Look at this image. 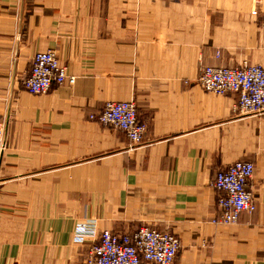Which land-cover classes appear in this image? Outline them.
Masks as SVG:
<instances>
[{
	"label": "crops",
	"instance_id": "1",
	"mask_svg": "<svg viewBox=\"0 0 264 264\" xmlns=\"http://www.w3.org/2000/svg\"><path fill=\"white\" fill-rule=\"evenodd\" d=\"M263 14L264 0H0V264H85L79 224L170 232L172 264H264V113L197 82L203 66H264ZM47 49L76 81L30 94ZM127 100L138 145L88 117ZM237 160L254 165L255 210L219 223L211 182Z\"/></svg>",
	"mask_w": 264,
	"mask_h": 264
},
{
	"label": "built area",
	"instance_id": "2",
	"mask_svg": "<svg viewBox=\"0 0 264 264\" xmlns=\"http://www.w3.org/2000/svg\"><path fill=\"white\" fill-rule=\"evenodd\" d=\"M197 80L206 92L236 94V110L242 114L264 113V66H204ZM74 81L75 78L67 75L54 53L47 51L34 56L24 86L30 93H41L51 84H72ZM88 117L120 130L130 145L141 144L144 140L146 124L137 119L133 100L107 101L101 111ZM4 148V122L0 119V157ZM253 170L252 162L237 160L215 174L211 185L218 193L219 223H235L242 213L255 210L253 195L247 188ZM89 238L93 242L88 247L85 264H172L180 248L176 235L148 226L139 227L131 234H117L108 229L97 231L85 224L74 228L75 242L85 243Z\"/></svg>",
	"mask_w": 264,
	"mask_h": 264
},
{
	"label": "rangeland",
	"instance_id": "3",
	"mask_svg": "<svg viewBox=\"0 0 264 264\" xmlns=\"http://www.w3.org/2000/svg\"><path fill=\"white\" fill-rule=\"evenodd\" d=\"M253 12H256L255 14H253ZM252 14L253 15H257V10H253L252 11ZM264 15V14H263ZM262 15V16H263ZM263 20V19H262ZM47 51H50V52H52V53H54V55H55V58L58 60V62H59V64L61 65V66H63V67H65V69H66V73H67V75L68 76H73L74 78H75V81H76V76L75 75H72V74H70L69 72H68V69H67V66H66V64H64V63H62L61 61H60V59H59V57H58V55H57V53L54 51V50H50V49H47V50H43V51H37L35 54H33V56L31 57V59H30V68H29V73H28V75L23 79V81H22V87H23V89L25 90V91H27L26 90V88H25V86H24V81H25V79L27 78V77H29V75H30V71H31V67H32V60H33V58H34V56L37 54V53H40V52H47ZM244 64H247V63H244ZM241 65H243V64H241ZM241 65H239V66H241ZM250 65V64H249ZM261 66V65H260ZM204 67V66H203ZM202 67V68H203ZM235 67H237V66H235ZM201 68V69H202ZM201 69H200V71H201ZM200 71H199V74H200ZM198 74V75H199ZM197 79H198V77H197ZM75 81H74V83H75ZM197 82H198V80H197ZM74 83H72V84H74ZM64 84H68V85H72V84H69V83H63V84H51V86L45 91V92H41V93H30L29 91H27L28 93H30V94H33V95H41V94H45V93H47L53 86H62V85H64ZM0 119H2V118H0ZM3 120V119H2ZM4 122V121H3ZM4 128H5V126H4ZM4 139H5V129H4Z\"/></svg>",
	"mask_w": 264,
	"mask_h": 264
}]
</instances>
